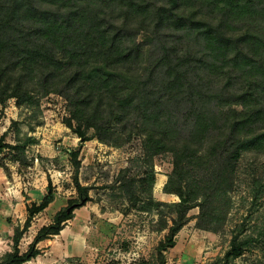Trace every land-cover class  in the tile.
I'll return each mask as SVG.
<instances>
[{"label":"trees","instance_id":"obj_1","mask_svg":"<svg viewBox=\"0 0 264 264\" xmlns=\"http://www.w3.org/2000/svg\"><path fill=\"white\" fill-rule=\"evenodd\" d=\"M165 31L182 33L202 45L198 53L189 52V46L177 49L178 56L175 47L161 46L165 54L155 65L161 70L165 98L187 101L188 140L171 141L169 134L150 129L143 133L144 148L153 155L171 151L174 174L184 161L213 166L204 197L196 205L183 186L175 187L168 177L163 191L179 202L171 204L175 217L170 225L165 223L168 233L157 246L160 254L175 246L190 209L198 207L201 219L210 198L226 196L243 153L264 152V0H0V105L13 99L17 109L31 108L40 96L57 94L69 110L63 123L79 139L78 148L68 151L76 198L36 232L21 254L23 235L54 201L55 188L47 179L40 201L26 203L23 225L13 230L12 251L0 264H24L37 257L38 243L59 235L74 211L91 201L89 188L78 179L80 149L92 139L108 144L115 128L124 129L136 115L149 116L139 108L147 96L146 85L135 83L142 79L143 58L136 38L141 32L162 38ZM201 74L233 79L236 89L227 113L208 108L198 86ZM135 124L139 132L145 127ZM88 130L93 131L91 137ZM205 135L203 149H193L191 143ZM17 149L0 138V155ZM148 179L154 181L153 175ZM225 184L230 187L225 189ZM196 225L205 229L200 221ZM239 237L232 236L221 264L240 258L257 242Z\"/></svg>","mask_w":264,"mask_h":264},{"label":"rangeland","instance_id":"obj_2","mask_svg":"<svg viewBox=\"0 0 264 264\" xmlns=\"http://www.w3.org/2000/svg\"><path fill=\"white\" fill-rule=\"evenodd\" d=\"M151 34L141 32L136 38L137 44L142 45L143 58L139 70L142 79L137 78L135 83L146 85L144 96H147L139 108H144L149 116L136 115L124 129L115 128L108 144L92 139L81 147L78 179L89 188L91 201L74 211L70 220L73 223L69 224L72 240L60 245L70 252L60 264H221L236 233L239 239L253 238L257 242L230 264H264V152L243 153L226 196L210 198L201 219L198 207L190 209L187 223L175 237V246L162 254L157 250L168 233L165 223L170 225L175 217L171 204L179 202L177 196L163 191L168 177H172L175 187L183 186L185 194L192 198L191 204L196 205L206 192L204 186L213 162L198 166L184 161L182 170L174 174L171 151L153 155L144 148L143 133L150 129L169 134L171 141L188 140L187 101L179 103L178 99L165 98L159 79L161 70H156L155 65L167 47H175V55L179 54L177 49L183 50L185 46H189L186 49L191 53L202 50L200 42L182 33L165 31L162 38ZM200 76L198 86L208 108L217 107L227 113L231 93L236 89L233 79L222 75ZM68 117L67 103L57 94L40 96L31 108L17 109L13 99L3 107L0 105V138L3 136L6 144L18 148L0 155V188L8 180L19 192L23 184L27 189L46 186L50 179L57 194L56 202L33 219L24 243L36 229L49 224L68 200L77 196L68 151L78 148L79 139L65 127L63 122ZM136 122L145 125L140 132L134 127ZM86 135L91 137L93 131H86ZM207 137L192 142L193 149L204 147ZM29 140L32 142L28 143ZM1 166L7 168L8 176ZM150 175L154 181L148 179ZM5 193L8 191L0 189L2 196ZM10 209L0 203V230L9 225L5 216ZM197 221L205 229L198 228ZM23 222L15 223L13 230L22 227ZM6 249V244L1 243L0 258Z\"/></svg>","mask_w":264,"mask_h":264},{"label":"crops","instance_id":"obj_3","mask_svg":"<svg viewBox=\"0 0 264 264\" xmlns=\"http://www.w3.org/2000/svg\"><path fill=\"white\" fill-rule=\"evenodd\" d=\"M4 184L6 186L0 189L7 190L8 193H5L4 196L0 194V197H1L0 203L4 204V206L8 205L11 208L10 212H8V214L5 216V221H8L9 225L5 226L6 227V228L4 227L5 229L0 230V244L1 243L6 244L7 249H6V252H4L6 254L12 251L13 228L14 226H16L14 224L21 223L22 220L24 221L26 218V211H25L26 203H31V202L38 203L41 197L45 193L46 186L45 185H42L40 187L30 186L27 189L25 188V185L23 184L21 185L22 188H20V191L18 192L15 189V185L10 183L8 180L4 182ZM56 195L57 194H55L54 201L38 216L43 215L45 211H47L56 202V199H57ZM8 197H13V198L11 199ZM71 223L73 222L71 221L68 222L64 226L63 230L59 233V235L38 243L37 248L38 250H40V254L37 257L31 259L30 261L25 262L24 264H60L63 258L64 259L68 258V254L70 251L67 250V247L64 250L61 249V246L63 245V242H65V244L67 245V242L68 241L70 242L72 240L71 235L73 234V230L69 228ZM39 229L40 227L36 229L34 235L31 238H28L29 239L28 242L24 243L27 232L23 235L18 245V249L21 254L26 252L27 250L26 247L31 243L33 237L35 236L36 232Z\"/></svg>","mask_w":264,"mask_h":264}]
</instances>
